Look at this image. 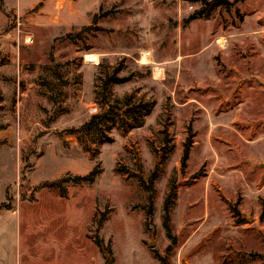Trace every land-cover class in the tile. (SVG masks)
<instances>
[{
	"label": "rangeland",
	"instance_id": "1",
	"mask_svg": "<svg viewBox=\"0 0 264 264\" xmlns=\"http://www.w3.org/2000/svg\"><path fill=\"white\" fill-rule=\"evenodd\" d=\"M14 1L0 215L33 259L264 264V0Z\"/></svg>",
	"mask_w": 264,
	"mask_h": 264
},
{
	"label": "crops",
	"instance_id": "2",
	"mask_svg": "<svg viewBox=\"0 0 264 264\" xmlns=\"http://www.w3.org/2000/svg\"><path fill=\"white\" fill-rule=\"evenodd\" d=\"M11 7L14 9L17 8V12L19 13H24L27 6L22 5V0H15ZM31 20L35 21L34 17H32ZM6 225L7 223L4 222V220L2 221L0 215V264H54L53 261L52 263L45 261V256H41L39 262L33 259L35 254H31L25 249V244L21 242V231L19 227H17V224L13 226L14 230L11 231L7 230ZM32 247H34V245ZM32 247H30V250H32ZM55 264H59V260Z\"/></svg>",
	"mask_w": 264,
	"mask_h": 264
},
{
	"label": "trees",
	"instance_id": "3",
	"mask_svg": "<svg viewBox=\"0 0 264 264\" xmlns=\"http://www.w3.org/2000/svg\"><path fill=\"white\" fill-rule=\"evenodd\" d=\"M2 1L3 0H1V2ZM204 1L206 2V0H204ZM226 1L227 0H211L210 2H208V4L211 6V8H213L215 6L221 5L222 3H226ZM188 147H189V144L187 145L185 156L188 155ZM92 175H93V172H90L86 175H73V176H69L67 178H61V179L54 180L52 182H46V183L49 186L57 185L58 187H63V182H65V181H73V182H77V183L81 182V181H88V180H92ZM95 243L101 252L105 253L106 251H108L109 253H112L110 247H107L105 249L104 244H103V240L101 238L95 237ZM105 264H111V259L106 260Z\"/></svg>",
	"mask_w": 264,
	"mask_h": 264
},
{
	"label": "bare ground",
	"instance_id": "4",
	"mask_svg": "<svg viewBox=\"0 0 264 264\" xmlns=\"http://www.w3.org/2000/svg\"><path fill=\"white\" fill-rule=\"evenodd\" d=\"M218 42H219V44H221V46H223L225 44V40L223 38H220ZM142 61L146 62V63L151 62V58H150V55L148 52H144L142 54ZM162 73H163V70L161 67L155 68V77L161 78Z\"/></svg>",
	"mask_w": 264,
	"mask_h": 264
}]
</instances>
